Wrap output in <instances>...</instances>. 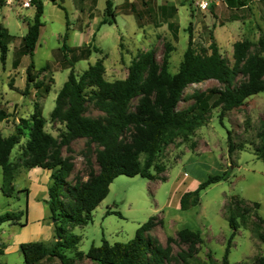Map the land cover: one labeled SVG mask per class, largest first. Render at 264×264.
I'll return each instance as SVG.
<instances>
[{"label":"rangeland","instance_id":"374dc122","mask_svg":"<svg viewBox=\"0 0 264 264\" xmlns=\"http://www.w3.org/2000/svg\"><path fill=\"white\" fill-rule=\"evenodd\" d=\"M26 1L4 0V5H0V25L13 38L5 69L0 60V112L8 115L0 122V134L3 137L16 134L21 120L31 118L34 105L38 102L47 119L46 131L58 137L64 126L52 121L50 115L70 73V70L62 68V56L59 54L67 19L64 10L51 0H44V26L33 61L35 74L42 67L50 65V71L39 75L38 79L46 85L51 84L52 80V89L49 95L42 93L35 97L36 90L32 88L29 96H23L21 93L26 89L27 69L32 59L27 55L19 57L17 69H14L13 63L18 58L21 39L27 34L28 23H31L34 15L33 8L23 7ZM107 1L117 7L116 24L104 25L99 29ZM204 1L209 0H96L93 7L84 2L81 7L77 0H58L57 3L69 14L71 31L68 46L77 48L92 42L102 50V53H93L89 60L77 63L76 74L82 75L90 65L104 59L105 79L108 82L125 80L132 62L148 52H153L159 64L168 53L169 72L176 74L188 47L187 30L190 26L194 32L195 49H208L212 33L220 54L231 68L235 65L234 46L239 42L249 41L250 55L264 57L263 2L253 0L242 7L237 0H225L221 3L209 2V6L203 9L200 4ZM132 4L137 8L135 12ZM172 8L176 9L175 13ZM171 23L178 24L177 34L169 26ZM244 77L240 74L237 81H243ZM10 85L20 92L12 90ZM213 88L222 89L223 85L210 80L190 86L179 109L192 105L194 95ZM221 112L220 108L212 110L207 115L206 123L193 136L188 139L177 137L163 149L159 163L165 166V172L160 177H165L166 181H150L140 176L117 178L110 186L107 198L93 212V221L72 230L74 235L81 237V242L77 251L67 252V256L75 258L77 252L87 253L91 246H101L103 239L111 244L128 242L135 237L141 225L151 217L158 216L164 224L157 226L150 235L158 239L162 246L166 247L169 237L176 238L178 231L187 228L201 233L204 240L197 259L190 264H210V261L221 264L233 232L228 220V204L236 198L251 211L245 215L241 211L235 213L238 231L229 250V263H254L264 257V242L258 237L260 231L264 233V163L258 153L264 148V93L250 97L240 110L223 116ZM84 115L92 119L106 116L94 102L87 105ZM229 132L236 146L232 156L228 147ZM27 140L28 132L25 131L10 158L14 164ZM98 148L96 144L90 145L88 139H79L72 143L71 151L63 150V157H71L75 166L67 180L70 187L75 185L76 177L87 181L92 169L99 171L96 162ZM226 171L229 178L202 191L199 205L187 211L180 209L176 196L194 191L209 176L221 175ZM50 176L42 169L27 170L21 167L13 182L15 190L12 196H6L1 190L3 171L0 167V216L22 213L17 225L6 223L0 226V249L4 248V253L0 254V264H24L21 244L42 242L51 248L56 242L54 221L50 219L49 207L42 199H48V188L52 183ZM254 203L260 205L257 210ZM20 223L27 225L23 228ZM173 249L176 255L186 250L187 245L176 242ZM43 264L61 263L55 259ZM75 264L96 263L84 258L78 259Z\"/></svg>","mask_w":264,"mask_h":264},{"label":"trees","instance_id":"16d2710c","mask_svg":"<svg viewBox=\"0 0 264 264\" xmlns=\"http://www.w3.org/2000/svg\"><path fill=\"white\" fill-rule=\"evenodd\" d=\"M51 1L65 11L67 19V29L59 54L62 56V68L70 70V73L57 95L55 108L50 115L52 121H58L64 126V130L60 131L58 137L47 132V119L42 107L36 102L31 118L21 120V127L16 134L9 137L0 134V167L3 171L1 190L4 195L12 196L15 190L13 182L17 170L21 167L27 170L40 168L51 174L48 200L44 202L49 207L50 219L54 221L56 242L51 248L42 242L21 244L24 264H43L44 261L55 259L61 264H75L78 259L84 258L96 264H172L175 261L190 264L197 259L199 248L204 243L201 233L182 229L178 231L176 238L169 237L164 247L158 239L150 235L157 226L164 224L158 216L151 217L141 225L135 237L128 242L111 244L103 239L101 246L93 245L87 253L77 252L75 258L68 257L66 253L77 251L81 237L74 235L72 230L85 227L93 221V212L107 198L110 186L117 178L140 176L150 181H166L165 177H160L165 172V166L159 163V155L175 138L188 139L193 136L195 131L206 123L207 115L212 110L220 108L223 116L242 109L250 97L264 93V57L250 55L249 41L239 42L234 46L235 65L231 68L220 54L212 33L208 49H195L194 32L190 26L187 30L188 47L176 74L169 72L168 53L159 64L153 52H148L132 62L125 80L108 82L105 79L104 59L90 65L79 76L75 71L76 64L89 60L93 53H102V50L92 42L82 47L70 48L67 43L71 31L69 14L57 0ZM237 1L244 7L253 0ZM259 1L264 4V0ZM0 5H4V0H0ZM131 6L135 12L137 8L134 4ZM32 7L35 8V15L31 23H28L27 34L21 39L18 58L15 59L13 67H19L21 56L27 55L32 59L27 69L26 89L21 94L29 96L33 88L36 90L35 97H39L42 93H51L52 80L51 84L46 85L38 79L39 75L49 72L51 67L46 65L35 74L33 58L44 26V0H32ZM116 9L111 1H107L105 16L99 24V29L104 25L116 24ZM172 10L173 13L176 12V9ZM169 26L177 34L178 24L171 23ZM94 39L95 34L93 42ZM12 40L7 29L0 25V60L4 69ZM240 74H243L245 79L238 82ZM210 80L218 81L223 88L198 93L192 97V105L179 109L187 88ZM10 87L20 92L13 85ZM135 101H138L136 105L133 104ZM90 102L96 104L106 115L105 118L92 119L84 115ZM6 117L8 115L0 112V122ZM25 131L28 132V140L14 164L10 158L15 147L21 143ZM79 139H88L90 145L96 144L99 147L96 153L99 171L92 169L87 181L76 177L75 185L70 187L67 180L75 166L71 157H63V150L71 151L72 143ZM228 147L232 156L236 146L230 132ZM258 153L264 163V148ZM228 178V171L221 175L209 176L196 190L185 192L181 196L180 209L187 211L199 205L202 191ZM233 203L236 208H233ZM242 205L243 201L236 198L229 201L228 220L233 232L221 264H230L229 250L238 231L235 213L241 211L245 215L251 211L249 207ZM253 206L256 210L260 207L258 203ZM255 216L263 224V220L257 214ZM21 217V212L1 215L0 226L6 223L17 225ZM20 225L25 227L27 223ZM258 237L264 242L263 232L260 231ZM176 242L186 244L187 249L175 255L173 244ZM3 253L4 248L0 249V254ZM210 264L213 263L210 261ZM238 264H264V257L254 263Z\"/></svg>","mask_w":264,"mask_h":264},{"label":"crops","instance_id":"0c3cea01","mask_svg":"<svg viewBox=\"0 0 264 264\" xmlns=\"http://www.w3.org/2000/svg\"><path fill=\"white\" fill-rule=\"evenodd\" d=\"M82 6L81 7H83V2L85 3V4H87V3H90L91 4V6L93 7L94 6V4H95V2H96V0H77ZM57 2H58V0H57ZM60 5V4H59ZM91 7V8H92ZM31 8H33L34 9V15H35V8L34 7H31ZM117 8V7H116ZM30 9V8H29ZM90 10V9H89ZM34 15H33V17H34ZM91 13H89L88 14V16L89 17H91ZM33 20V19H32ZM36 169H40V168H36ZM45 171V170H44ZM48 172V171H47ZM50 173V172H49ZM49 179H50V177H49ZM47 185V184H46ZM183 195V194H182ZM181 195V196H182ZM181 196H176L177 197V201H176V203H177V205L179 204V206H180V199H181ZM43 199V201H45V200H48V199H46V198H42ZM178 207V206H177ZM29 214V213H28ZM30 215V214H29ZM26 217H28L27 215H26ZM39 219V218H38ZM26 227V226H25ZM25 227H23V228H25Z\"/></svg>","mask_w":264,"mask_h":264},{"label":"built area","instance_id":"2783aa9c","mask_svg":"<svg viewBox=\"0 0 264 264\" xmlns=\"http://www.w3.org/2000/svg\"><path fill=\"white\" fill-rule=\"evenodd\" d=\"M11 0H9L10 2ZM225 0H209L208 2H203L200 4V6L203 8V9H206L208 6H209V2H215V3H221V2H224ZM23 7L26 8V9H29L32 7V0H27L26 2L23 3Z\"/></svg>","mask_w":264,"mask_h":264}]
</instances>
